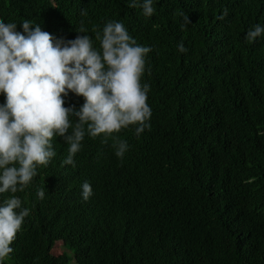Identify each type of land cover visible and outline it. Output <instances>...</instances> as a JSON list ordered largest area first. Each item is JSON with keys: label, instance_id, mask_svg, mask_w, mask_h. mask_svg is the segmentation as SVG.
Wrapping results in <instances>:
<instances>
[{"label": "trees", "instance_id": "1", "mask_svg": "<svg viewBox=\"0 0 264 264\" xmlns=\"http://www.w3.org/2000/svg\"><path fill=\"white\" fill-rule=\"evenodd\" d=\"M153 6L145 16L129 0H0V20L16 21L17 30L30 19L68 38L83 35V24L99 49L94 34L118 20L153 46L145 64L151 129L137 136L130 125L106 139L86 133L75 167L64 163L69 145L56 136V156L31 183L0 194L30 209L4 264H264V34L245 39L264 24V0ZM184 15L191 22L181 27ZM114 137L130 145L123 158ZM155 145L168 150L166 163L143 176L138 163ZM121 172L136 182L127 187Z\"/></svg>", "mask_w": 264, "mask_h": 264}, {"label": "clouds", "instance_id": "2", "mask_svg": "<svg viewBox=\"0 0 264 264\" xmlns=\"http://www.w3.org/2000/svg\"><path fill=\"white\" fill-rule=\"evenodd\" d=\"M153 4L154 0H129V6L141 7L145 16L155 13ZM227 14L224 8L219 18ZM183 20L181 27L191 22L188 15ZM91 24L92 31L98 29ZM20 27L22 31L17 30L16 21L0 20V94L4 96L0 102V194L16 193L31 183L37 166L47 165L56 156V136L69 145L64 163L75 167L74 156L86 133L103 134L106 139L130 125H135L131 129L137 136L151 129L145 64L153 46L137 43L122 21L110 20L94 34L100 40L99 49L83 24L77 31L83 35L69 34L75 38L58 37L30 19L22 20ZM262 34L264 24L257 23L247 30L245 39L254 42ZM177 48L181 53L188 51L183 42ZM114 140L115 155L123 158L130 145L124 139ZM167 151L155 145L151 156L138 163L141 175H151L163 166ZM120 176L127 187L136 182L128 172ZM81 188L83 199L88 200L93 194L91 183L85 180ZM37 195L42 199L44 189ZM29 212L19 196L0 201V264L14 251L12 241Z\"/></svg>", "mask_w": 264, "mask_h": 264}, {"label": "rangeland", "instance_id": "3", "mask_svg": "<svg viewBox=\"0 0 264 264\" xmlns=\"http://www.w3.org/2000/svg\"><path fill=\"white\" fill-rule=\"evenodd\" d=\"M59 246H60V243H57L54 249L55 252H59L60 250Z\"/></svg>", "mask_w": 264, "mask_h": 264}]
</instances>
